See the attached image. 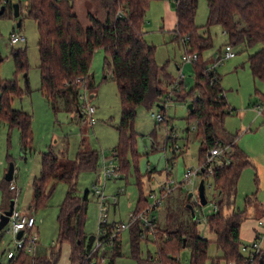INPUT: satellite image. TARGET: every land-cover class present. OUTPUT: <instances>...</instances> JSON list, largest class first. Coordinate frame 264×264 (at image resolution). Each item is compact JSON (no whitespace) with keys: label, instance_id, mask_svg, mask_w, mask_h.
I'll use <instances>...</instances> for the list:
<instances>
[{"label":"rangeland","instance_id":"rangeland-1","mask_svg":"<svg viewBox=\"0 0 264 264\" xmlns=\"http://www.w3.org/2000/svg\"><path fill=\"white\" fill-rule=\"evenodd\" d=\"M74 3L75 10L81 23L87 24L86 11L89 8L86 0H70ZM171 1V0H170ZM172 3V1H171ZM18 4L20 16L14 18L13 11L6 9L0 16V82L15 79L21 90L19 96L12 97L11 106L13 109L21 110L31 116V140L26 148L21 144V133L19 128H10L6 122L0 121V212L4 210L10 201H13L14 208L23 214L31 213L35 218V226L38 232L37 255L48 254L49 250L56 245L58 235L57 216L59 207L62 204L68 184L62 181H48L45 192L51 186L53 190L45 202L36 208L32 207V182L39 177L41 171V157L43 153L51 151L62 162L75 160L79 150L88 148L98 154V164L95 169L82 170L78 172L75 186V195L81 199L86 195L85 220L83 231L86 236L95 235L98 228V202L99 196L93 192L92 186L99 184L102 153L109 157L113 149L117 146L119 132L117 126L121 118L120 99L116 84L107 74L104 66L105 54L102 49H97L93 53L91 62V74L93 83V97L87 103L79 101L80 113L69 112L63 108L54 111L51 105L39 90L40 71H39V50H38V30L35 21L28 16L27 0H11V5ZM169 10L174 11V7L168 4ZM164 0H150L149 7L145 16V23L142 31L145 41L154 46V59L156 65L162 67L166 64V72L176 78L181 71L184 76L185 92H189L194 84L195 71L192 63H183L182 56L187 52L181 40L176 39L173 34V27L168 29L167 25L172 14L165 10ZM208 8L205 0H198L194 16V23L201 27L200 34L209 36L211 46L202 50L201 58L208 66H214L216 73L220 77L221 87L223 88L230 112L224 117V129L235 136L236 144L234 150L239 147L238 139L243 130L248 127L250 119L255 115L253 105L264 103V81L254 78L249 66V56L255 53L260 45L245 47L243 45H232L235 53L232 58H223L217 61V54L223 53L224 46L228 42L223 28L219 24L205 27L207 23ZM20 20V26L16 23ZM12 33L20 34L25 37V42H20L10 46L9 38ZM22 48L26 50L28 61L27 76L16 72L15 64L10 55L11 49ZM224 57V56H223ZM177 67L180 70H177ZM159 80H162V73L158 72ZM92 90H86L90 97ZM170 92V86L167 87ZM171 93V92H170ZM164 99V98H163ZM189 102L180 101L172 92L170 100L165 104L160 103L164 108L161 110L158 103L154 102L150 107L138 105L135 109L133 122L134 146L133 151L126 153L128 168L126 172L120 171V176L105 182L104 195L107 197V220L108 222L127 223L129 215L134 212L140 192L149 204L153 199L149 193H158L157 183L162 180L165 164L173 162V177L180 180L182 173L188 167H196L200 157V138L193 130V122L189 118ZM89 106L95 108L92 115L94 123L90 125L87 116ZM250 112H247L249 111ZM163 115L164 120L158 122L157 114ZM249 121V122H248ZM243 125L244 127L242 128ZM252 130L254 127H250ZM248 137L245 135L243 140ZM243 143V141H241ZM174 146L179 151L173 155ZM168 160V161H167ZM9 163L13 164V180L16 187V194L9 190L8 197L3 196V177L7 171ZM115 165H119L118 161ZM149 171H153L149 178ZM255 169L253 166L242 168L237 190L234 198V208L243 210L244 199L246 196L254 195L259 203L264 204V187L258 191L255 180ZM257 175V180H258ZM212 184V180L209 179ZM140 186V189H139ZM9 189V187H8ZM119 189L122 193L118 195L115 204L111 201V196L116 194ZM192 192L189 201L193 203L196 216L197 231L201 236L207 238L210 243L207 248V259L204 264H227L222 259L221 250L214 242L213 235L209 232L206 219L215 213L214 205L218 201L213 186L208 188V181L205 180V197L207 202L200 205L195 191H187L179 188L173 191L163 204L155 210L157 216V228L159 232L165 228V212L179 213L184 195ZM224 212L227 208H223ZM183 220L189 221V212L181 210ZM246 220L240 228L242 236L246 238V227L248 220L257 218L253 208H248ZM9 225L6 224L0 230V264H7L8 250L14 249V238L7 231ZM240 253L245 256L249 243L242 239ZM155 237L149 233L147 240H141L138 244V252L133 254L130 245V230L123 229L119 233L118 255L113 254V245L106 244L99 250V255L105 258V264H159L156 261L157 252ZM69 246L62 243L60 247V258L63 259ZM191 252L189 247L181 248L178 252L181 264L190 263Z\"/></svg>","mask_w":264,"mask_h":264},{"label":"trees","instance_id":"trees-1","mask_svg":"<svg viewBox=\"0 0 264 264\" xmlns=\"http://www.w3.org/2000/svg\"><path fill=\"white\" fill-rule=\"evenodd\" d=\"M149 1L86 0L89 8L85 13L87 24L84 26L70 0H27V14L35 21L38 30L39 90L54 111L63 108L69 112L77 111L82 117L78 99L80 83L77 80L85 81L87 89L93 93L90 71L93 53L97 49L104 52L103 64L107 74L103 75V79L109 75L116 84L120 99L121 118L117 126L119 140L113 150L117 153L121 172H126L128 168L126 153L133 151L136 107H150L156 102L160 108L167 87L174 80L166 72V64L158 68L154 59L155 48L144 39L142 28ZM171 1L176 13L174 36L183 40L187 53L197 54V59L192 63L195 71L192 88L186 93L182 82L173 93L178 100L192 103L191 110L188 109V119L193 122V130L200 138L201 157L218 142L224 141L222 122L230 109L215 67H209L201 58L202 50L211 46V40L209 36L200 34L201 27L194 23L198 0ZM205 1L208 8L206 28L214 24L221 25L230 46L243 45L249 48L260 45L249 56V66L253 77L264 81V0ZM1 6H4V11L0 16L7 8L13 11L11 0H0ZM10 55L16 72L27 74L26 50L11 49ZM159 71L162 80L158 78ZM20 94L15 79L0 82V121L6 122L10 128H19L22 147L26 148L31 140V116L11 106L12 97ZM97 164V152L88 148L79 150L76 159L70 162L60 161L51 151L42 154L40 175L32 182V207L43 204L51 194L53 186L45 192L48 181H62L69 186L57 216L56 245L45 255L29 256L20 249L8 259L7 264H26L28 259L30 264H56L62 243L70 246L71 264H93L85 259L94 238V235L86 236L83 231L87 198L86 195L82 199L76 196L75 186L78 172L95 169ZM247 164V159L234 150L232 161L215 167L210 177L218 201L215 213L208 216L206 222L214 242L221 250L222 259L227 263L233 261L244 264L245 256L240 253L243 243L239 238V228L247 217V209L253 208L257 218L264 214L263 205L254 195L245 197L243 210L233 208L239 175ZM3 182V196L8 197L9 182ZM188 204L193 206L184 195L182 206L178 207L179 213L169 211L162 232L156 228L154 242L159 264H181L178 252L184 247H189L191 252L189 264H204L207 259L210 241L197 231L196 218L191 217ZM146 205L147 200L140 192L134 211ZM224 207L227 208L226 212ZM181 210L189 212V221L183 220ZM129 230L131 251L136 254L141 229L135 224ZM118 248L119 240L113 243V254L118 255ZM109 263L113 264V258ZM256 264H264V254L259 255Z\"/></svg>","mask_w":264,"mask_h":264},{"label":"built area","instance_id":"built-area-1","mask_svg":"<svg viewBox=\"0 0 264 264\" xmlns=\"http://www.w3.org/2000/svg\"><path fill=\"white\" fill-rule=\"evenodd\" d=\"M26 39L24 36L16 33H12L9 38L10 46H14L20 42H25ZM183 43V40L181 39ZM235 53L232 50V47L228 44L224 46L223 53L217 54V61L222 60L223 58H232ZM224 56V57H223ZM183 63H193L197 59L196 53H186L182 56ZM185 76L179 71L178 76L173 80L170 85V92L173 90H177L179 87V83L183 82L184 85ZM80 83V91L78 95V99L87 103V101L93 97V93H90V97L87 96L86 90L87 87L85 85V81H79ZM184 87H186L184 85ZM167 92V95L164 97L163 103L165 104L168 100H170L171 93ZM264 109V105H257L256 112L258 115L262 114ZM95 112V108L93 106H89L87 109V116L89 118V123L92 125L94 120L92 118L93 113ZM157 121L161 122L164 120L163 115L160 113L156 116ZM194 129V127H192ZM234 143L235 140L231 139L229 141L218 142L216 146L206 151L204 157L196 167H188L182 173V177L180 180L173 177V162L165 164V174L164 180L160 183L158 187V193H154L151 191L149 193V197L153 199V203L147 205L139 210L134 211L129 215V220L127 223L122 222H108L107 220V206L106 200L107 197L104 195L103 189L105 182L111 179H116L120 176V166L115 165L117 160L116 151H112L109 157H105L102 153V161H101V172H100V183L94 184L92 186L93 192L97 193L99 196L98 202V228L97 232L94 235L93 241L91 243L90 248L85 254V259L90 260L93 264H105V258L103 255H99V250L103 249L106 244H112L119 240V233L123 229H129L132 225L138 224L140 227L139 239L147 240L148 234L151 233L154 235L157 228V216L155 214V210L159 208L163 201L176 189L182 188L187 191H195L197 189L199 181L203 180L204 182V190H205V180L208 181V188L212 187L209 183V179L213 173L215 167H221L223 165H227L232 161V155L234 153ZM179 151L177 146H174L173 155H175ZM168 161V160H167ZM9 190L13 191L14 194L17 192V187L10 182ZM122 193V189H119L116 194L111 196V201L113 204L117 202L118 195ZM192 193V192H191ZM198 202V201H197ZM216 204L214 205V211H216ZM7 224L9 225L7 231L14 238V249L8 250L6 253V257L12 258L15 255V252L23 249L29 256H33L36 253V249L38 247V232L35 226V218L31 213L23 214L18 212L15 208H13ZM262 224V220L258 219V225ZM147 231V232H146ZM21 232V236L17 238L18 233ZM262 236V231L259 229L256 230L254 239L248 244V246H244V250L247 251L244 257V264H256L257 258L260 254H262L260 247V239ZM227 264H236L233 261L228 262Z\"/></svg>","mask_w":264,"mask_h":264},{"label":"crops","instance_id":"crops-1","mask_svg":"<svg viewBox=\"0 0 264 264\" xmlns=\"http://www.w3.org/2000/svg\"><path fill=\"white\" fill-rule=\"evenodd\" d=\"M164 2H165L164 8H165L166 12L168 14H172V17L169 20L170 23L167 25V27H168V29H171L173 27V30H174L175 24H176L175 10L174 11L169 10L168 4H171L170 0H164ZM143 33H145V32H143ZM177 70L179 71L180 68L177 67ZM257 105H262V104H259V103L257 104V102H255V104L252 106L253 110H251V111L254 112L255 115L252 116V118L250 119V122L248 121L249 122L248 127L241 132L240 140L238 139V142H239L238 146L239 147H237L235 150L238 151L239 153H241V156H244L247 159L248 164L246 166H253L254 167L255 172L259 176L258 180H257V175L255 174V180H256V182H258L257 186L259 185L258 191H260L264 187V114H261V115L257 114V112H256V106ZM247 112H250V110ZM223 123H224V120L222 122V130H223L222 131V138H223V140L224 141H229L231 139L235 140L236 137L231 135L227 130L224 129ZM251 125H252V127H254L253 130L250 128ZM241 126H242V128L244 127L243 125H241ZM245 135H248V137L244 141L243 137ZM241 141H243V143ZM235 144H236V142L234 143V145ZM246 166H244V167H246ZM151 172L153 173V171H151ZM152 173L149 174V178H151L150 175ZM165 176H166V174L164 171L162 180L157 183L158 187L160 186V183L164 180ZM261 204L264 207V204L263 203H261ZM5 207H7V206H5ZM166 217H167V213L165 212V222H166ZM195 218H196V216H195ZM258 219L262 220L261 225H258ZM243 222H241L240 228L243 225ZM247 224L248 225L246 227V234H247L246 238H243L245 236L244 235L242 236V233H241L240 228H239L240 240L243 241L242 239H245L247 241V243H250L255 237L256 230L259 229L260 231H262V236L260 239V247H261L262 254H264V214L259 218H252L251 220H248ZM37 249H38V247H37ZM37 249H36L35 254H37V252H38ZM26 264H30V259L27 260ZM56 264H71V262H70V246H69L68 250L66 251L65 255L63 256V259H61L59 256L58 262Z\"/></svg>","mask_w":264,"mask_h":264},{"label":"water","instance_id":"water-1","mask_svg":"<svg viewBox=\"0 0 264 264\" xmlns=\"http://www.w3.org/2000/svg\"><path fill=\"white\" fill-rule=\"evenodd\" d=\"M171 6L175 7L173 2L171 3ZM12 9H13L14 18H18V16H19L18 4H13L12 5ZM3 11H4V6H1L0 7V15L3 13ZM16 26L17 27L20 26V20L17 21ZM26 76H27V74H24V77H26ZM162 108H163V106L160 105V109H162ZM191 108H192V103H189L188 104V109L191 110ZM13 172H14L13 164L9 163L7 171L5 172L3 179L10 183L13 180ZM197 196H198L199 204L200 205H205L206 202H207V199L205 197V190H204V182H203V180L199 181V184H198V187H197ZM190 197H192V193H188L187 199L189 200ZM187 207L189 208L191 217L193 219H195V213H194L193 206L191 204H188ZM13 208H14V203H13V201H10L8 203L7 207L4 210L1 211V213H0V230L3 229V227L7 224L9 216H10ZM20 236H21V232L18 233L17 238H19Z\"/></svg>","mask_w":264,"mask_h":264}]
</instances>
